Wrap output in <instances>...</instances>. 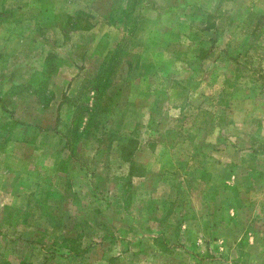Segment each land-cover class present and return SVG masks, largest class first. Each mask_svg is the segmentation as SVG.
<instances>
[{
    "label": "rangeland",
    "instance_id": "rangeland-1",
    "mask_svg": "<svg viewBox=\"0 0 264 264\" xmlns=\"http://www.w3.org/2000/svg\"><path fill=\"white\" fill-rule=\"evenodd\" d=\"M14 107L0 264H264V0H0L1 171Z\"/></svg>",
    "mask_w": 264,
    "mask_h": 264
},
{
    "label": "crops",
    "instance_id": "crops-1",
    "mask_svg": "<svg viewBox=\"0 0 264 264\" xmlns=\"http://www.w3.org/2000/svg\"><path fill=\"white\" fill-rule=\"evenodd\" d=\"M57 34L61 35L60 29H58ZM16 45L17 44H15V48H16ZM34 48L35 46L31 45L29 47L30 52L26 57L24 58L20 57V58L15 59V72L16 70H18V72L15 74V83L19 82L18 78L20 76H24L22 75V72L24 70L21 71V69L25 68V70L30 72L29 69L32 67L31 65H34V64L36 65L39 60L38 58H41V56L43 55L42 52L38 50L36 51L34 50ZM42 61H43V58H42ZM42 61L40 62V65L36 67L35 70H37V68H39L40 70L43 67ZM29 75L27 74L28 77ZM24 77H25L24 80L26 81L27 77L26 76ZM49 102H47V104L45 105L44 104L41 105L40 108L41 110H43V112L45 109L51 106ZM48 104L49 106H47ZM18 113L19 112L14 107L13 117L17 119L15 120V128L28 126L27 128H31L32 130H34L35 133L33 134L31 138L30 137L23 138L19 134L15 133V136L13 137L11 141L3 143L5 147V154H4V157L2 156V158H3V164H5L6 169L3 171L0 170V191H4L5 189H11L12 194H8L10 201L11 199L15 198V200H17L18 198H23L28 195L29 193L28 191H30V188L32 186L31 185L32 183L30 181L32 180L30 177V172L32 169L41 165V163H39L38 161L41 158V156L37 157V154L35 153L36 148L37 147H43V149L50 148L51 141L48 140V135L55 133L54 132L55 129L53 130L51 126L36 127L33 124L31 125H29L28 123L21 124V122L19 121ZM3 128L4 126L0 122V130H3ZM40 140L43 141V144L41 143ZM12 167H13V170H12ZM1 179H3L4 181H10V182L7 184L5 183L3 184ZM20 181H24L25 185H22ZM15 204H17V201H15Z\"/></svg>",
    "mask_w": 264,
    "mask_h": 264
},
{
    "label": "trees",
    "instance_id": "trees-1",
    "mask_svg": "<svg viewBox=\"0 0 264 264\" xmlns=\"http://www.w3.org/2000/svg\"><path fill=\"white\" fill-rule=\"evenodd\" d=\"M43 104L45 105V104H47V102L44 101ZM125 161L126 162H129V171H128V174H129V177H130L131 176V166L132 165H131V162L128 159H125Z\"/></svg>",
    "mask_w": 264,
    "mask_h": 264
}]
</instances>
